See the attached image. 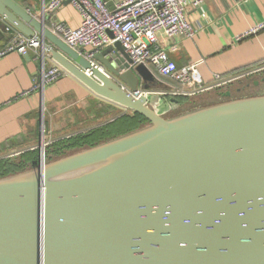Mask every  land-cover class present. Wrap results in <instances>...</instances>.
Segmentation results:
<instances>
[{"label": "water", "instance_id": "1", "mask_svg": "<svg viewBox=\"0 0 264 264\" xmlns=\"http://www.w3.org/2000/svg\"><path fill=\"white\" fill-rule=\"evenodd\" d=\"M0 16L147 120L51 161L40 137L38 163L0 177V264H264V94L165 117L154 104L164 94L119 42L94 53L95 67L46 17L13 0H0Z\"/></svg>", "mask_w": 264, "mask_h": 264}, {"label": "crops", "instance_id": "2", "mask_svg": "<svg viewBox=\"0 0 264 264\" xmlns=\"http://www.w3.org/2000/svg\"><path fill=\"white\" fill-rule=\"evenodd\" d=\"M13 1L37 18L46 17L45 21L50 29L56 22L76 28L81 21L78 10L67 2H64L57 11H52L48 8L50 0ZM186 14L196 28L194 37L192 39L174 37L169 42L160 41L169 58L177 66L196 63L204 83H210L214 73L229 75L262 63L264 29L240 40H236L235 36L264 19V0H204L199 6H189ZM6 24L7 22L0 16V48L11 40L12 33L6 31ZM40 71L41 61L32 55L27 58L11 51L0 57V142L16 137L24 139L27 145L32 146L31 141L38 137L37 146H34L38 149L41 137L38 136V132L43 127L45 117L48 119L45 124L49 128H58L59 132H66L82 118H93L94 110L91 107L94 102H98V108L102 105L118 108L93 94L68 74L53 83L33 89L34 80L38 78ZM158 77L156 75V78L169 89L177 86L175 81L169 84ZM262 78L264 71L193 97L189 96L187 97L189 100L185 102H179L177 99L179 96L163 95L164 97L155 100L154 104L158 103L157 108L162 115L173 117L184 111L231 98L263 95ZM170 97H175L177 104L169 101ZM109 120H112V117H104L96 126ZM17 155L18 153H13L8 157Z\"/></svg>", "mask_w": 264, "mask_h": 264}, {"label": "built area", "instance_id": "3", "mask_svg": "<svg viewBox=\"0 0 264 264\" xmlns=\"http://www.w3.org/2000/svg\"><path fill=\"white\" fill-rule=\"evenodd\" d=\"M64 2L78 10L81 21L76 28L61 22L54 23L51 30L55 35L79 55L90 60L95 67L100 65L93 61L94 53L119 42L134 66L141 65L153 77L156 78L158 73L177 83L176 87L160 91L166 96H194L264 71L263 57L262 63L256 67L229 75L214 73L212 81L204 83L196 63L177 66L169 58L160 41L169 42L174 37L192 39L196 28L186 11L189 6H199L204 0H50L48 8L57 11ZM5 29L7 32L11 31L12 35L10 42L0 48V57L15 51L24 56L32 55L41 61V71L34 80L33 89L67 75L51 61L39 36H27L9 23ZM261 29H264V19L236 34L235 39L240 40ZM131 93L137 97L142 91L135 90Z\"/></svg>", "mask_w": 264, "mask_h": 264}, {"label": "trees", "instance_id": "4", "mask_svg": "<svg viewBox=\"0 0 264 264\" xmlns=\"http://www.w3.org/2000/svg\"><path fill=\"white\" fill-rule=\"evenodd\" d=\"M156 75L165 83H175L168 77H163L158 73H156ZM148 88L151 91H165L168 89L167 85L161 83L159 79L152 76L148 83ZM177 99L179 102L189 100L187 97L182 96L177 97ZM97 104L98 102L92 103L93 106L91 108L94 110V113H92L94 116L90 121L95 123L103 120L104 117H112V120L53 141L51 144L47 145V149H45V157H47L49 161L67 155L70 152L91 147L108 139L125 134L147 123V120L138 113L124 111L120 114V111L116 112L118 108L104 105L96 110L95 105ZM27 144V141L24 139L20 140V138L16 137L0 142V177L20 172L38 163V149H31L30 145ZM11 151L19 153L17 156L8 157Z\"/></svg>", "mask_w": 264, "mask_h": 264}, {"label": "rangeland", "instance_id": "5", "mask_svg": "<svg viewBox=\"0 0 264 264\" xmlns=\"http://www.w3.org/2000/svg\"><path fill=\"white\" fill-rule=\"evenodd\" d=\"M262 90H264V88H262ZM99 106L98 105H95V108L96 110L99 109L98 108ZM120 111V112H119ZM125 110L121 109L118 107V110L116 112H119L120 114L123 113ZM81 114V113H80ZM119 115V114H118ZM170 115H168L169 117ZM82 117V116H81ZM44 118V117H43ZM91 119V118H90ZM90 119H85V118H82L78 124H75V125H72L69 129H67L66 132H59L58 128H49V126L47 124H45L46 121H48V119L45 117L43 120V127L40 128L39 132H38V136L41 135L42 137V145H44L45 149H47V145L51 144L53 141L57 140V139H60V138H64V137H67L73 133H77L79 131H84L85 129H89V128H92V127H95L99 121L97 122H91ZM51 129V130H50ZM58 132H56V131ZM38 139V137H37ZM37 139L31 141V143L33 144L32 146L30 145V147L32 148H35L34 146H37ZM30 143V144H31ZM28 147V146H26ZM12 152V153H11ZM9 155H12L13 153H19V152H15V151H11ZM71 153V152H70ZM8 155V156H9ZM46 161H49L46 157Z\"/></svg>", "mask_w": 264, "mask_h": 264}]
</instances>
